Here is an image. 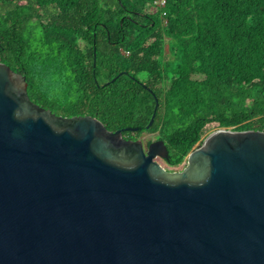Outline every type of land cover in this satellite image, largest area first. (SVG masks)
<instances>
[{"label":"water","instance_id":"1","mask_svg":"<svg viewBox=\"0 0 264 264\" xmlns=\"http://www.w3.org/2000/svg\"><path fill=\"white\" fill-rule=\"evenodd\" d=\"M27 88L0 61V264H264V130L217 129L170 170L162 139Z\"/></svg>","mask_w":264,"mask_h":264},{"label":"trees","instance_id":"2","mask_svg":"<svg viewBox=\"0 0 264 264\" xmlns=\"http://www.w3.org/2000/svg\"><path fill=\"white\" fill-rule=\"evenodd\" d=\"M0 61L57 115L157 132L171 166L217 129L264 130V0H0Z\"/></svg>","mask_w":264,"mask_h":264},{"label":"rangeland","instance_id":"3","mask_svg":"<svg viewBox=\"0 0 264 264\" xmlns=\"http://www.w3.org/2000/svg\"><path fill=\"white\" fill-rule=\"evenodd\" d=\"M157 135L158 133L157 132H149V133H145L143 135H141V139L145 140V142H148V141H154L157 139ZM157 160L162 163V165L170 170H181L184 166V164L182 163L181 165H178V166H171V165H168L164 159L162 158H157Z\"/></svg>","mask_w":264,"mask_h":264},{"label":"built area","instance_id":"4","mask_svg":"<svg viewBox=\"0 0 264 264\" xmlns=\"http://www.w3.org/2000/svg\"><path fill=\"white\" fill-rule=\"evenodd\" d=\"M167 0H154V3L156 5H159L161 7H164L166 5ZM166 11L163 12V16H166Z\"/></svg>","mask_w":264,"mask_h":264},{"label":"flooded vegetation","instance_id":"5","mask_svg":"<svg viewBox=\"0 0 264 264\" xmlns=\"http://www.w3.org/2000/svg\"><path fill=\"white\" fill-rule=\"evenodd\" d=\"M126 138V137H125ZM141 138V137H140ZM127 139H129V138H127ZM157 139H159V138H157ZM156 139V140H157ZM144 142H145V140H144ZM151 141H148V142H145V145L147 146L149 143H150ZM185 161V160H184ZM185 162H183V164H184ZM181 165V164H180ZM185 165V164H184Z\"/></svg>","mask_w":264,"mask_h":264}]
</instances>
